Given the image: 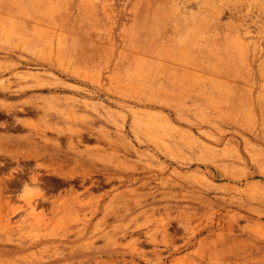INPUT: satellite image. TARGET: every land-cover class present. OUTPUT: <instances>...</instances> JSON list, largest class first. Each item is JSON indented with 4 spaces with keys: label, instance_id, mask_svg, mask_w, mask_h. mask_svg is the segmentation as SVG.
<instances>
[{
    "label": "rangeland",
    "instance_id": "obj_1",
    "mask_svg": "<svg viewBox=\"0 0 264 264\" xmlns=\"http://www.w3.org/2000/svg\"><path fill=\"white\" fill-rule=\"evenodd\" d=\"M1 84L0 264H264V0H0Z\"/></svg>",
    "mask_w": 264,
    "mask_h": 264
},
{
    "label": "bare ground",
    "instance_id": "obj_2",
    "mask_svg": "<svg viewBox=\"0 0 264 264\" xmlns=\"http://www.w3.org/2000/svg\"><path fill=\"white\" fill-rule=\"evenodd\" d=\"M4 82V81H3ZM13 82V81H12ZM14 82H17L16 80L14 81ZM17 83H19V82H17ZM39 84H43V83H39ZM0 86H2V87H4V85L3 84H1ZM1 106H4V104H1ZM36 107H39V106H37V105H35ZM6 107H7V105H6ZM36 109V108H35ZM72 137V136H71ZM103 157H105V158H103ZM102 158L101 157H98V159H102L103 161H102V163L103 162H105V163H107L108 162V159L109 158H106L107 156H103ZM109 157V156H108ZM111 159V158H110ZM88 161H90V163H91V167H89V166H87L86 167V169H87V171H94L95 169V165H94V163H93V159L92 160H89L88 159ZM85 162H87V159L82 163V165H84V163ZM103 166H105V165H103ZM107 168V167H106ZM119 194H117V195H115L112 199H113V201H118V199L117 198H119L120 196H118ZM33 196H35V194H25L23 197L28 201V205H30V201H31V199H32V197ZM111 201L112 200H109L106 204H105V206H104V209H105V207H109L108 205L111 203ZM31 207V206H30ZM22 209V205H16V206H12V205H8L7 206V209H6V212H3V213H5V219H6V223H4V224H2L1 226H2V231H1V233H0V242H12V239L10 238V234H11V232L13 231L12 230V228H13V226L10 224V215H13V214H15L16 212H19L20 210ZM31 209L32 210H34L33 209V207H31ZM106 210H112V209H106ZM155 211V210H154ZM145 214V211H141L140 213H138L137 215L139 216H141V215H144ZM137 215H136V217H134L133 219H132V221H134L136 218H137ZM152 215V213H150V214H148V216L150 217ZM5 219H4V221H5ZM20 220V219H19ZM36 221V224L37 225H39V228L41 229V225L39 224V222H38V220H35ZM35 221L34 222H32V223H35ZM151 223V222H153L152 221V219H144V221H143V223L141 224V225H145L146 223ZM228 223V222H227ZM36 225V226H37ZM127 225V224H126ZM153 225V224H152ZM158 225V224H157ZM22 226H23V224L21 223V224H17V225H15V227L17 228V229H20V228H22ZM127 226H129V225H127ZM55 227L57 228L56 230V233H54L53 235L54 236H56V237H58V238H62V239H66V240H68V241H79V240H81L82 238H85L86 237V228H87V225L85 224V226H82V227H80V228H77V229H75V230H71L70 228H69V225H66V224H64L63 226L61 225V226H57V225H55ZM30 228V227H29ZM161 228V227H160ZM94 230H95V228H94ZM100 231H101V228H100ZM47 232V231H46ZM93 232V231H92ZM137 232V231H136ZM144 232V231H143ZM27 233H30V235H24V236H32L33 235V233H36L35 231H34V229H32V228H30L29 230H27ZM45 233V232H44ZM43 234V233H42ZM46 234H48V233H46ZM70 234H72L73 235V240H71V237H70ZM128 234V233H127ZM143 234V233H142ZM45 235V234H44ZM52 234H50L49 235V237L51 236ZM48 236V235H47ZM88 236V235H87ZM92 235H90L89 237H88V240H86V241H84V242H79L78 244L79 245H81V243L82 244H87L86 246H87V248L88 247H91V249H93L92 248V245H93V239H91L92 237H91ZM100 236H108V232L107 231H105L104 230V232H100ZM132 236V235H131ZM168 236V235H167ZM49 237H46L45 239H50ZM148 237V236H147ZM165 237V236H164ZM37 237H35V239H36ZM90 238V239H89ZM166 238V237H165ZM168 239V238H167ZM167 239H166V241H167ZM170 239V238H169ZM144 240V239H143ZM148 240V239H147ZM150 240V239H149ZM159 240V239H158ZM233 240V239H232ZM38 240H33V241H31V243H34V244H36V242H37ZM140 242H141V240H140ZM106 243H107V241H106ZM139 243V242H138ZM145 243V242H144ZM152 243V242H151ZM162 243H163V241H162ZM77 244V245H78ZM156 244V243H155ZM169 244H171V243H169ZM18 245H19V243H18ZM76 245V244H75ZM49 246H50V244L49 243H47V244H44L43 245V247H42V250H40V252L41 253H43V252H45V251H49ZM57 246V245H56ZM73 246H74V244H73ZM136 246V245H135ZM19 247L21 248L22 246H20L19 245ZM85 247V246H84ZM84 247H83V249H84ZM99 247V246H98ZM101 248V250L103 249L104 250V252H107V251H110V252H112L110 249H108V246H104V245H102V247H100ZM100 248H98V250L100 249ZM105 248V249H104ZM136 248V247H135ZM55 249V248H54ZM57 249V248H56ZM78 249V248H77ZM137 249V248H136ZM156 249V248H155ZM70 250V249H69ZM72 250V249H71ZM71 250L68 252V253H70L71 252ZM75 250V248L73 249V251ZM80 250H82V248L80 249ZM35 251H36V249L35 250H32V251H30V252H28V253H26L25 255H23V256H17L15 259H10V258H8V259H5V260H1L2 261V264H22L23 262H25V264H53L51 261H50V259H54V258H50V259H48V258H46V259H44L43 257L41 258L40 256H36V253H35ZM56 251V250H55ZM66 251V250H65ZM65 251H63L64 253H65ZM68 251V250H67ZM86 251H88V249L86 250ZM57 252V251H56ZM58 252H59V250H58ZM75 252V251H74ZM78 252V251H77ZM72 253V252H71ZM70 253V254H71ZM79 253V252H78ZM84 253V252H83ZM37 254H39V253H37ZM41 255V254H40ZM61 255H63V254H61ZM60 255V256H61ZM60 256H59V258H60ZM30 257H32V259L30 258ZM40 257V258H39ZM55 257H56V255H55ZM39 260H38V259ZM57 258V257H56ZM64 258V257H63ZM89 256L88 257H85V258H83V259H81V260H78L77 262L78 263H80V264H86V262L89 260ZM61 259H62V257H61ZM70 259V258H69ZM55 264V263H54ZM56 264H57V262H56ZM58 264H59V261H58ZM60 264H75L74 262H71V260L68 262V261H66V262H63V263H60Z\"/></svg>",
    "mask_w": 264,
    "mask_h": 264
},
{
    "label": "flooded vegetation",
    "instance_id": "obj_3",
    "mask_svg": "<svg viewBox=\"0 0 264 264\" xmlns=\"http://www.w3.org/2000/svg\"><path fill=\"white\" fill-rule=\"evenodd\" d=\"M7 106H9V105H7ZM35 108H36V110H38L39 107H36L35 106ZM0 127H3V128L4 127H6V128L8 127V128H11V127H13V125L6 124V125H0ZM46 127H48V126H46ZM36 131L38 132L40 130L36 127ZM0 134L5 135L4 134V130H0ZM23 144L24 145L25 144H27V145L29 144L30 146H32L35 149L34 152H37V154L40 152V150L43 151L46 148V145H45L44 141L35 140L32 137H30V136H24V138H22L20 140H12V139L4 140V139H1V137H0V149L1 150L2 149H6V151H10V150L14 151L17 147H20L21 148L23 146ZM0 153H2V152H0ZM4 153H6V152H4ZM27 161H29V160H27ZM55 161L56 160L54 158V164L57 165V166H59V167H62L63 168V166L66 165V163H65L64 160H62L59 163H56ZM10 162L22 163L23 162V158L22 157H9V159H8V158H5L3 156H0V164L10 163ZM31 180L34 181L35 180V177L34 176H31ZM21 181L22 180L20 178H17L16 177V179H14V182L13 183H14V185L15 184H19L20 185L21 184ZM47 184H48L47 189H49L50 186L53 187V182L52 181H50V183H47ZM4 186H5V184H4ZM4 186H1L2 194H3V188H4ZM23 189H24V192L21 193V194H19V195H17V199L22 200L23 203H21V204H15V206L16 205H22V209L20 211L23 210L25 212L31 210V207H33L34 212H37V213L40 212V213L43 214L44 213L43 212V209H40L39 211H36V206L39 203H42L44 201H48V198L44 195L43 191L41 189H39L38 187L28 188V186H27L26 183H24ZM25 194H27V195L28 194L29 195L30 194H35V196H33V198L31 199L30 205H27L26 200L23 198V196ZM38 198H39V200H38ZM2 200H3V202L9 201L11 203V200H10V197L9 196H7L6 198H4L3 195H2ZM54 203H55V201L52 200L51 201V209H50V212L51 213H52V211L54 209V205H55ZM12 204H14V203H12ZM28 208H30V209L28 210Z\"/></svg>",
    "mask_w": 264,
    "mask_h": 264
}]
</instances>
